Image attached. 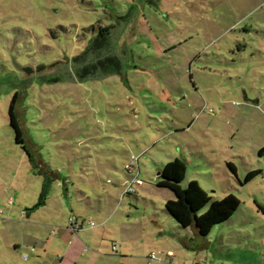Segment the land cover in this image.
Returning a JSON list of instances; mask_svg holds the SVG:
<instances>
[{"label": "rangeland", "instance_id": "374dc122", "mask_svg": "<svg viewBox=\"0 0 264 264\" xmlns=\"http://www.w3.org/2000/svg\"><path fill=\"white\" fill-rule=\"evenodd\" d=\"M98 24H114L122 75L72 80L65 62ZM15 93L34 162L9 123ZM176 157L183 187L241 201L207 235L164 207L175 196L158 172ZM36 163L52 180L20 216L41 190ZM9 198L17 226L4 220ZM0 211V264H241L259 253L264 0H0Z\"/></svg>", "mask_w": 264, "mask_h": 264}, {"label": "trees", "instance_id": "16d2710c", "mask_svg": "<svg viewBox=\"0 0 264 264\" xmlns=\"http://www.w3.org/2000/svg\"><path fill=\"white\" fill-rule=\"evenodd\" d=\"M113 27L114 24H98L97 27H95L96 30L94 29V35L88 38L83 49L69 60H66L65 64L67 69L65 72L68 77H71L72 80H93L111 74L122 75V62L116 52V40L113 39L112 36ZM56 63L58 62H52L51 65ZM38 67L43 69L44 65L39 64ZM59 78L60 77L55 75L51 79L57 81ZM16 99L17 93L14 94L9 103V123L15 131V141L21 144L23 151L28 155L29 159L34 162V157L24 141L22 128L16 119L14 111ZM227 164L234 170L232 163L228 162ZM35 166L37 168V173L43 174L44 180L41 185L38 199L30 207L26 208L27 212L35 208L37 209L44 204L48 192V183L52 180V171L45 163L40 165L36 163ZM185 170L186 164L184 159L176 157L167 161L159 171L156 184L157 186L167 187V189L174 193L175 197L173 199L164 202V207L173 219L184 228L193 225L199 234L207 235L214 224L229 218L238 208L239 204H241V201L237 196L232 194V192L227 193L221 199H212L211 196L200 187V184L196 180H190L188 184L183 187L180 182L185 176ZM252 175L253 174L248 171L245 180L250 179ZM205 205H207L206 209L199 214L198 210ZM74 222L77 221L75 220ZM78 223L81 229L82 222Z\"/></svg>", "mask_w": 264, "mask_h": 264}, {"label": "crops", "instance_id": "0c3cea01", "mask_svg": "<svg viewBox=\"0 0 264 264\" xmlns=\"http://www.w3.org/2000/svg\"><path fill=\"white\" fill-rule=\"evenodd\" d=\"M7 201L9 203V205H10V207H9V211H10L9 216H10V218L4 219V220H6V222H9V223L17 226V221H19V220L14 218V210L11 207L12 204H14V199L12 200L11 198H9ZM23 206L24 205H20V207H21V214H19L20 216L23 215L25 217H28V216L30 217V215L32 214V212L36 209L35 208L34 210H31V211H28L27 212L26 211V208H28V207H23ZM29 226L32 227L31 224H29ZM263 247H264V245H263ZM248 254L249 255H246L245 256V258H244L243 262H241V264H264V249H262L259 253L252 252V253H248Z\"/></svg>", "mask_w": 264, "mask_h": 264}, {"label": "built area", "instance_id": "2783aa9c", "mask_svg": "<svg viewBox=\"0 0 264 264\" xmlns=\"http://www.w3.org/2000/svg\"><path fill=\"white\" fill-rule=\"evenodd\" d=\"M136 158H135V156H131V158H130V160L125 164V169H127V170H131V168H133V166H134V163L136 162ZM133 182H135V184H140L141 183V180L140 179H138L137 177H133V179H132V182H130L126 187H125V192H130V191H132L133 190V187L131 186L132 185V183ZM89 223V225L90 224H93V222L92 221H88L87 222V224ZM69 224H70V228L72 229V230H78V229H80V224L78 223V222H74L71 218L69 219ZM115 246L113 245V248H114Z\"/></svg>", "mask_w": 264, "mask_h": 264}, {"label": "water", "instance_id": "95a60500", "mask_svg": "<svg viewBox=\"0 0 264 264\" xmlns=\"http://www.w3.org/2000/svg\"><path fill=\"white\" fill-rule=\"evenodd\" d=\"M158 174H159V172H158Z\"/></svg>", "mask_w": 264, "mask_h": 264}]
</instances>
